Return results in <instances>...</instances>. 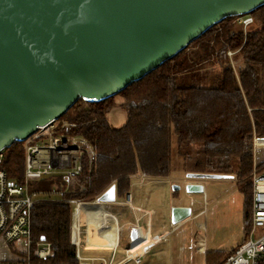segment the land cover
Listing matches in <instances>:
<instances>
[{
  "label": "trees",
  "instance_id": "obj_1",
  "mask_svg": "<svg viewBox=\"0 0 264 264\" xmlns=\"http://www.w3.org/2000/svg\"><path fill=\"white\" fill-rule=\"evenodd\" d=\"M249 16L253 22L246 32L237 17L226 18L117 95L98 103L78 100L56 121L67 122L69 134L87 141L93 157L90 166L83 165L81 190L57 200L36 198L32 206L31 238L38 242L44 237L54 252L45 264H79L70 243L71 201L93 202L112 185L116 197L124 199L137 175L168 178L173 148L183 151L193 173L236 180L247 237L253 209L252 140L254 134L264 137V5ZM115 107L125 112L119 128L108 120ZM2 153L0 168L22 182L23 143ZM57 188H62L60 181ZM228 254L211 252L207 264H221Z\"/></svg>",
  "mask_w": 264,
  "mask_h": 264
},
{
  "label": "water",
  "instance_id": "obj_2",
  "mask_svg": "<svg viewBox=\"0 0 264 264\" xmlns=\"http://www.w3.org/2000/svg\"><path fill=\"white\" fill-rule=\"evenodd\" d=\"M263 5L264 0H0V151L59 120L78 100L98 103L117 95L214 25ZM184 192L203 194L204 186L187 183ZM115 198L112 185L97 202ZM190 215L189 206H173L171 224Z\"/></svg>",
  "mask_w": 264,
  "mask_h": 264
},
{
  "label": "built area",
  "instance_id": "obj_3",
  "mask_svg": "<svg viewBox=\"0 0 264 264\" xmlns=\"http://www.w3.org/2000/svg\"><path fill=\"white\" fill-rule=\"evenodd\" d=\"M235 21L242 27L243 32H246L253 22L249 15L238 16ZM227 56L231 57L232 53L227 52ZM69 127L67 122L55 121L38 129L31 138L23 142L22 182L9 179L0 168V264H45L54 256L49 242L45 240L34 242L31 238V209L36 198L35 193L30 191V186L33 182L50 177H53L54 181H60L62 188L42 193L48 197L47 199H50L49 195L52 192L62 198L76 189H82L79 176L85 163L90 166L93 152L87 141L68 133ZM252 146L254 170L251 176L253 203L251 228L246 239L228 254L221 264H264V231L259 233L264 228V170L256 171L254 158L256 150H264V137L254 134ZM2 160L1 150L0 165ZM54 186L57 185H52V188ZM126 201L130 202L129 196L126 197ZM71 204L73 212L70 243L75 247L78 262H81L83 259L78 254L81 227L76 219V211L84 204L99 203L97 200L93 202L73 200ZM133 230L134 236L125 250V257L133 260L135 264H140L142 260V254L138 252L140 246H135V243L141 240L137 235V225H133ZM196 250L199 253L205 251L202 240L198 242Z\"/></svg>",
  "mask_w": 264,
  "mask_h": 264
},
{
  "label": "rangeland",
  "instance_id": "obj_4",
  "mask_svg": "<svg viewBox=\"0 0 264 264\" xmlns=\"http://www.w3.org/2000/svg\"><path fill=\"white\" fill-rule=\"evenodd\" d=\"M109 123L114 128H119L125 122V112L118 107L113 108L108 113ZM172 172L171 175L164 181L142 179V183L148 182L149 185L144 188H138L136 182L141 181L138 178H132L131 189L129 195L132 200L140 190V197L146 203L143 209L148 207L153 208V215L149 217L153 228H158L157 232H168L160 241L150 247L143 257L142 264H200L202 257L196 254V242L193 240L195 232H199L200 239L204 240L206 246L216 245L218 247H226L232 245L237 239V234L241 229L242 223V208L243 196L238 191L236 180L233 177H224L216 179H204L208 188V201L199 209L201 214L190 221L187 219L179 225H172L169 220L168 206L170 195L172 193V185L178 179L185 181H193L188 178L190 174H198L192 172V164L186 161L183 156V151H177L173 148L172 151ZM191 160L195 159L192 154ZM255 160L258 164L264 163V150L255 151ZM262 168H264L262 166ZM145 181V182H144ZM52 185H58V181H54L53 177L45 178L38 182H33L30 186V191L35 193V198L47 199L42 193L56 190L57 186L52 188ZM136 185V186H135ZM182 188V183H177ZM50 199H60V195L53 192L49 195ZM147 219V218H146ZM130 220V219H129ZM123 221H119L121 225ZM201 223L202 228L198 230L197 224ZM110 238L115 241V230L106 227ZM124 240L129 232H122ZM123 243V242H121ZM84 257H104L105 259L113 258L114 264H134L130 259L125 262L118 263L126 254L120 246L114 252L99 250V251H81Z\"/></svg>",
  "mask_w": 264,
  "mask_h": 264
},
{
  "label": "crops",
  "instance_id": "obj_5",
  "mask_svg": "<svg viewBox=\"0 0 264 264\" xmlns=\"http://www.w3.org/2000/svg\"><path fill=\"white\" fill-rule=\"evenodd\" d=\"M259 164L255 160V167L257 172H261L264 170V168L259 167ZM133 178H138L141 181L136 182L138 185V188H144L145 186L149 185L148 182L142 183V179H153V180H161L164 181L166 178H150V177H145L141 175H137ZM142 178V179H141ZM132 180V179H131ZM146 181V180H145ZM144 181V182H145ZM182 183V188L180 187V190L177 192V195H174L176 192L172 190V193L170 195V202H169V220H170V212L171 208L176 205L180 206H189L191 208V215L188 219L192 221L193 219H196L201 212H199V209H201L204 204L208 201V188L204 182V180H193V181H185V180H176L174 184L177 183ZM132 183V182H131ZM187 183H200L204 186V193L203 194H193L189 195L184 192V186ZM136 186V185H135ZM173 186V185H172ZM131 189V185H130ZM129 189V192H130ZM130 198V202L128 203L126 201V198L124 199H118L117 197L115 198L114 203H99V204H84L88 206H93L96 208L95 211V216L99 218H112L116 229H117V234L115 237V241L110 238L109 233L107 232L106 226L104 225L103 220H99L97 224L94 223V221H89L88 216L84 211H82V207H80L76 211V219L81 227V236H80V247L78 254L80 258L83 260L79 263L81 264H114L113 263V258L111 257L109 260L105 259L104 257H94V256H88L84 257L81 255V251H99V250H106L110 252H114L117 250L120 246L122 247V250L124 251L128 247V244L134 236V230H133V225H137L138 231L137 234L139 238H141L145 244H142L139 248L138 252H141L142 254V260L141 263H143V257L146 254L147 250L152 247L153 245L157 244L160 239L167 235L168 232L164 231L161 234L157 232L158 228H153L152 223L149 221V217L153 215L154 211L153 208L148 207L147 209H143L146 203L141 199L140 197V190L138 191L135 200H132L129 193L128 195ZM126 196V197H127ZM142 206L143 208H141ZM147 218V219H146ZM130 219V220H129ZM187 220V219H186ZM119 221H123L121 225L118 224ZM185 221V220H184ZM102 223V228H103V234L97 230V227L99 226V223ZM183 222V221H182ZM93 223V224H92ZM107 223L111 224L113 222L108 221ZM180 224V223H179ZM177 224V225H179ZM104 226H105V233L104 234ZM202 224L198 223L197 228L200 230L202 228ZM264 228L259 231L263 232ZM122 232H129L128 236H126L125 241L122 240L124 239L125 236H123ZM144 237V238H143ZM246 238L245 233L243 231V226L241 223V229L237 234V239L235 240L232 245L226 246V247H218L216 245H211L210 247L206 246V243L204 240L200 239L199 232H195L193 235V240L198 244L199 241L204 242L205 246V251L203 253H199L196 250V254L200 257H202V260L200 264H207V258L209 253L211 252H224V253H231L234 251V249L240 245L244 239ZM123 242V243H121ZM116 243V244H115ZM115 246H112L114 245ZM104 260V262L100 261ZM126 257L124 256L121 260L118 261V263L125 262ZM131 260V259H130ZM133 261V260H131ZM134 263V261H133ZM135 264V263H134Z\"/></svg>",
  "mask_w": 264,
  "mask_h": 264
},
{
  "label": "bare ground",
  "instance_id": "obj_6",
  "mask_svg": "<svg viewBox=\"0 0 264 264\" xmlns=\"http://www.w3.org/2000/svg\"><path fill=\"white\" fill-rule=\"evenodd\" d=\"M82 211H84V212L86 213V215L88 216V220H89V221H94V223L97 224V223L99 222V220H103L104 225H105L106 227H109V228L115 230V232H116V234H117V229H116L115 223H114V221H113L112 218H109V219L105 218V219H104V218H99V217L95 216L96 208H94L93 206L91 207V206H88V205H83V207H82ZM108 221H111V222H113V223L109 224V223H107ZM92 224H93V223H92ZM105 226H104V234H106V233H105ZM97 230L103 234V228H102V223H101V222L99 223V226L97 227ZM137 235H138V234H137ZM135 236H136V235H135ZM115 244H116V243H115ZM115 244L112 245V246H115ZM142 244H145V243H144V241L141 239V240H139V241H137V242L135 243V246H141Z\"/></svg>",
  "mask_w": 264,
  "mask_h": 264
}]
</instances>
